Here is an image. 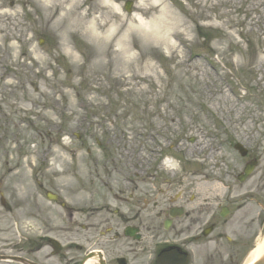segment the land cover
I'll return each instance as SVG.
<instances>
[{"label":"rangeland","instance_id":"rangeland-1","mask_svg":"<svg viewBox=\"0 0 264 264\" xmlns=\"http://www.w3.org/2000/svg\"><path fill=\"white\" fill-rule=\"evenodd\" d=\"M126 1L0 0V191L13 219L26 215L31 163L49 166L47 186L74 201V163L162 154L165 176L194 177L211 196L241 142L261 157L242 190L264 188L263 0H134L132 14ZM92 21L104 39L87 34Z\"/></svg>","mask_w":264,"mask_h":264},{"label":"flooded vegetation","instance_id":"flooded-vegetation-1","mask_svg":"<svg viewBox=\"0 0 264 264\" xmlns=\"http://www.w3.org/2000/svg\"><path fill=\"white\" fill-rule=\"evenodd\" d=\"M85 164L74 208L61 200L59 209L47 208L32 196L26 241L1 243L7 248L0 257L25 255L27 264H244L264 231V188L241 200L234 185L211 199L205 185L163 178L159 162Z\"/></svg>","mask_w":264,"mask_h":264},{"label":"bare ground","instance_id":"bare-ground-1","mask_svg":"<svg viewBox=\"0 0 264 264\" xmlns=\"http://www.w3.org/2000/svg\"><path fill=\"white\" fill-rule=\"evenodd\" d=\"M262 5H264V0L262 1ZM70 12H71V9L66 10L62 14V20H66V22H67L69 17H70ZM162 15H163L164 19H166V17L170 14L168 13V10L163 9ZM76 22L79 24H81V22H82L84 24V19L83 18L81 20L79 19ZM140 24H141V27H143L145 31H148L155 36H160L161 32H159L158 28H156L154 25L150 26V25H147L146 23H143V22H140ZM71 25L72 24L69 23L68 27ZM85 25H86V23H85ZM86 28H87V34L91 37L92 40L100 41L101 39L105 38V36H102V33L100 32L99 27H97V24L95 21H92L91 23H89L86 26ZM213 154H214V152L211 153V156H213ZM263 257H264V239L258 244L256 249L254 250V252L252 254V258L250 259L249 263L253 264L255 262H258Z\"/></svg>","mask_w":264,"mask_h":264},{"label":"water","instance_id":"water-1","mask_svg":"<svg viewBox=\"0 0 264 264\" xmlns=\"http://www.w3.org/2000/svg\"><path fill=\"white\" fill-rule=\"evenodd\" d=\"M130 5V4H129ZM129 5H128V7H129ZM128 7H127V9H128ZM258 264H264V260L262 261V262H259Z\"/></svg>","mask_w":264,"mask_h":264}]
</instances>
